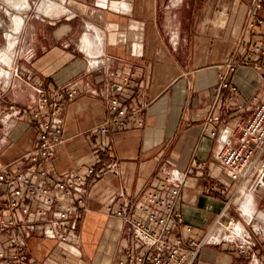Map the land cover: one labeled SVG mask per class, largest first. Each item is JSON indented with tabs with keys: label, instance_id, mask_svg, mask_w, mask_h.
<instances>
[{
	"label": "crops",
	"instance_id": "0c3cea01",
	"mask_svg": "<svg viewBox=\"0 0 264 264\" xmlns=\"http://www.w3.org/2000/svg\"><path fill=\"white\" fill-rule=\"evenodd\" d=\"M59 1L55 21L24 24L23 55L14 63L0 112V169L28 165L22 158L37 147L41 124L31 114L3 122V112L10 104L36 106L42 90L62 88L77 94L64 109V142L48 164L51 175L85 172L96 162L100 169L111 159L119 161V170L88 185L86 209L66 241L31 224L22 264H116L129 234L108 206L123 203L121 192L138 206L172 168L186 174L175 199L184 222L173 219L177 232L185 236L183 226L190 224L201 238L236 187L215 159L216 147L264 101V3L255 14L262 23L250 27L253 0ZM230 57L242 63L235 71L226 65ZM94 58L99 66H92ZM113 95L139 111L123 129L103 136L106 150L95 152L88 132L111 115L107 100ZM233 216L252 219L247 226L259 229L257 247L249 252L254 259L230 244L206 245L196 264H264V187L245 189L221 219ZM4 248L7 237L0 233Z\"/></svg>",
	"mask_w": 264,
	"mask_h": 264
},
{
	"label": "built area",
	"instance_id": "2783aa9c",
	"mask_svg": "<svg viewBox=\"0 0 264 264\" xmlns=\"http://www.w3.org/2000/svg\"><path fill=\"white\" fill-rule=\"evenodd\" d=\"M263 3L264 0H253L248 13L250 27L262 23L255 14ZM251 59L250 55L248 62ZM91 64L93 67L99 66L100 59L94 58ZM226 65L235 71L242 63L230 57ZM261 67L264 68V65ZM128 79L129 76L125 77L126 82ZM223 87H230L233 93L238 90L237 86L227 82ZM76 94V89L42 90L36 106L17 108L10 104L1 116L3 122L11 118H25L27 114L41 120L37 147L22 158L28 165L17 169L13 164H7L0 169V233L7 237V248L0 250L2 264L23 263L27 239L31 236V224L42 227L49 236L66 241L76 230L86 209L88 185L100 180L105 171L117 173L119 170V161L111 159L100 169L96 168V162L87 165L85 172L74 168L56 176L51 175L48 164L64 142V109ZM107 105L111 115L88 132L91 148L95 152L106 150L100 141L103 136L123 129L127 119L135 120L139 111L135 106L126 109L115 95L108 98ZM229 132L218 143L215 159L225 169L228 178L236 183V187L211 228L201 238L194 236L195 228L190 224L183 226L185 236L177 232L178 226L173 219L178 223L184 222L175 199L186 174L179 168H172L164 172L160 188L145 194L138 206L133 205L124 192L120 193L123 198L120 206H108L109 214L120 218L129 234L116 264H196L206 245L222 244H230L237 254L254 259V254L250 255L249 252L257 247L254 234L259 229L247 226L252 219L244 223L233 216L223 222L221 217L228 216V208L242 191L264 187V101L255 106L247 120L238 121ZM216 134L214 131L213 135ZM32 175H36L38 180ZM135 209L142 212V217L135 215ZM5 211L9 212L8 216L3 215Z\"/></svg>",
	"mask_w": 264,
	"mask_h": 264
},
{
	"label": "rangeland",
	"instance_id": "374dc122",
	"mask_svg": "<svg viewBox=\"0 0 264 264\" xmlns=\"http://www.w3.org/2000/svg\"><path fill=\"white\" fill-rule=\"evenodd\" d=\"M61 4L59 0H0V102L2 104L12 81L14 63L23 55V39L27 35L24 30L25 22L32 18L55 21L61 15H56ZM18 17L24 19V24L16 33L14 18ZM13 42L15 44L11 46ZM242 195L243 191L240 193V196ZM253 224L258 225L255 221Z\"/></svg>",
	"mask_w": 264,
	"mask_h": 264
},
{
	"label": "bare ground",
	"instance_id": "6f19581e",
	"mask_svg": "<svg viewBox=\"0 0 264 264\" xmlns=\"http://www.w3.org/2000/svg\"><path fill=\"white\" fill-rule=\"evenodd\" d=\"M45 7V6H44ZM58 7V6H57ZM50 9V8H49ZM48 9V10H49ZM45 10V9H44ZM51 10H53V8L51 9ZM50 11V10H49ZM14 22H15V32L16 33H18L20 30H21V28H22V26H23V24H24V19L23 18H20V17H18V18H14ZM12 40V39H11ZM15 44V42H13V43H11V46H13Z\"/></svg>",
	"mask_w": 264,
	"mask_h": 264
}]
</instances>
